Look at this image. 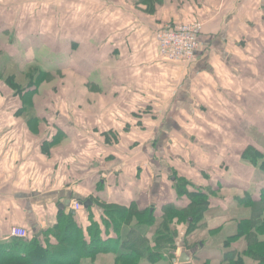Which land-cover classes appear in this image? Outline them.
<instances>
[{
    "label": "crops",
    "instance_id": "0c3cea01",
    "mask_svg": "<svg viewBox=\"0 0 264 264\" xmlns=\"http://www.w3.org/2000/svg\"><path fill=\"white\" fill-rule=\"evenodd\" d=\"M193 20L203 23L196 58L160 57L156 32ZM251 37L264 46V0H0V65L33 60L39 44L66 61L65 84L44 82L30 101L0 69V264L36 252L41 264H124L123 232L107 227L102 204L151 209L155 222L141 237L157 252L153 236L163 207L178 201L177 177L219 190L206 228L189 240L202 245L188 248L183 228L173 259L162 251L140 263L229 264L224 242L250 214L235 196L254 193L256 175L235 150L254 143L249 126L264 139V66L249 68ZM233 171L241 183L228 179ZM225 190L235 191L232 200ZM68 215L92 246L83 254L62 255ZM13 226L28 237H13ZM229 248L244 253L248 242ZM184 252L191 259L181 263Z\"/></svg>",
    "mask_w": 264,
    "mask_h": 264
},
{
    "label": "trees",
    "instance_id": "16d2710c",
    "mask_svg": "<svg viewBox=\"0 0 264 264\" xmlns=\"http://www.w3.org/2000/svg\"><path fill=\"white\" fill-rule=\"evenodd\" d=\"M46 46L50 49L49 44ZM39 57L40 56L36 59L40 60ZM6 64L7 62L4 61L3 66L0 65V69H4ZM41 68V66H34L28 69L24 74L23 81L18 80L17 74H11L6 78V82L17 94L23 95L22 99L26 101V97L28 98L30 95L34 96L36 94V91H38L39 86L42 84L40 80L45 79L44 81L51 82L57 78L55 73L46 70L43 71ZM48 69L50 68L48 67ZM61 74L62 70L57 71V75ZM30 100H32L31 97L28 98L27 101ZM240 151V163L248 164L250 168L252 167L264 171V149L260 150L252 143H248L243 149H240ZM248 171H250V169ZM248 171L244 170L243 173ZM173 184L178 195V201L163 207L162 220L153 236V248L158 253L146 246L148 240L144 235L141 237L142 232L151 227L155 222V216L151 209L141 211L135 205H131L127 208L117 205L106 206L102 204L107 213V227H113L116 231L123 232V250L120 249L119 251L118 261L124 264H141V259L145 257L157 261L161 259L162 256L160 252L162 251H170V256L173 259L179 238H181L180 229H185L184 240L187 243L197 230L206 228V214L210 212L213 207L211 200L212 192L218 193L219 190H205L202 186L196 185L194 182L182 177H177ZM235 200L243 205L244 208L248 209L250 214L248 217L238 220L236 234L230 236L224 242L227 248L222 263L245 264L244 257L251 256L264 264V191L258 195L250 191H245L243 195L235 196ZM64 220H66V222L60 230V238L63 242L61 249L63 251L62 255L64 256L68 250L83 254L84 251L92 247L91 244L87 245L84 237H80L81 230L74 220V215H68ZM126 226L128 227V231L126 230V232H124L122 229ZM97 232L98 228H96V235ZM125 233H127L126 236ZM108 234L110 236L109 232ZM121 235L122 233H119V237H121ZM242 237H245L248 242V248L244 253L239 252L235 248H229L233 241L241 239ZM200 242V240H196L193 243L189 241L187 247L194 249L196 246L202 245ZM92 243H94L92 245H96L98 242ZM31 246L32 249L35 250L37 243L32 242ZM37 248L40 247L37 246ZM146 252L147 254H145ZM46 256L48 257V253H46ZM6 259L8 261L7 264H41L44 258L41 252H36L30 260L17 256H7ZM51 260H55V255H52Z\"/></svg>",
    "mask_w": 264,
    "mask_h": 264
},
{
    "label": "rangeland",
    "instance_id": "374dc122",
    "mask_svg": "<svg viewBox=\"0 0 264 264\" xmlns=\"http://www.w3.org/2000/svg\"><path fill=\"white\" fill-rule=\"evenodd\" d=\"M260 20V17L255 18V24ZM254 22V21H253ZM254 24V23H253ZM258 24V23H257ZM257 30V28H256ZM256 36H263L262 33L256 35ZM252 40H250V44H249V68L253 69V68H258L260 69L262 66H264V61L262 59H264V52H262V48H264V46L260 45V43H257V39L258 38H252ZM43 44H40V46H38L39 51L38 53L36 52V55L33 57L34 59L32 60V58L30 57L31 55H28L30 57L29 61H23V60H17L15 58H10L7 59L6 62L7 64L4 67V70L6 69V72H9L10 74H17V78L19 81H23L24 80V74L26 73V71L28 69H30L31 67L34 66H41L42 70H46V71H51L52 73H55L57 78H56V83L57 84H65L66 81V70H65V66H66V61L63 60L65 55L64 54H51L49 53V49L45 46H42ZM49 51V52H48ZM40 56V60H37L36 58ZM46 63V65H45ZM48 67L50 69H48ZM62 70V74L61 75H57V71ZM25 71V72H23ZM45 79L40 80L41 83H46L48 84L50 81H44ZM39 82V83H40ZM11 99H17V97H15L14 95H12L11 90L9 93ZM15 98H14V97ZM250 128H248V132L250 133L251 136H253L254 143L252 142V144L260 149L263 150V146H264V139H263V135L259 134L256 132V130L254 128H252V126H249ZM244 147L242 146V149ZM240 150H235V153H239L240 154ZM223 169V168H221ZM236 173L233 171V174L228 173V179L231 181L232 184H238L241 183L243 180L241 179H237L235 178ZM241 176V175H240ZM245 176V175H244ZM254 190V194L258 195L259 193L264 191V171L263 170H259L256 169V175L255 178L253 180V185H252V191ZM227 191V192H225ZM223 192L228 193V194H223L221 193L220 196H222V198H226L227 200H232V195L235 192L230 191V190H225ZM232 192V193H230ZM219 211L224 210V206L220 205L218 208ZM232 212V210H231ZM183 229V228H182ZM185 230V229H184ZM228 231V230H226ZM216 240V238H215Z\"/></svg>",
    "mask_w": 264,
    "mask_h": 264
},
{
    "label": "built area",
    "instance_id": "2783aa9c",
    "mask_svg": "<svg viewBox=\"0 0 264 264\" xmlns=\"http://www.w3.org/2000/svg\"><path fill=\"white\" fill-rule=\"evenodd\" d=\"M202 30L203 23L198 20L169 24L159 29L155 37L160 57L182 64L193 61L199 48ZM73 206L78 211L83 208L79 201H74ZM10 232L13 237H28V230L20 226H13Z\"/></svg>",
    "mask_w": 264,
    "mask_h": 264
},
{
    "label": "water",
    "instance_id": "95a60500",
    "mask_svg": "<svg viewBox=\"0 0 264 264\" xmlns=\"http://www.w3.org/2000/svg\"><path fill=\"white\" fill-rule=\"evenodd\" d=\"M85 207H88V205L91 203L90 200L81 202ZM74 211V210H73ZM191 259V254L189 252H184L180 254V258L178 259L179 262H187Z\"/></svg>",
    "mask_w": 264,
    "mask_h": 264
}]
</instances>
